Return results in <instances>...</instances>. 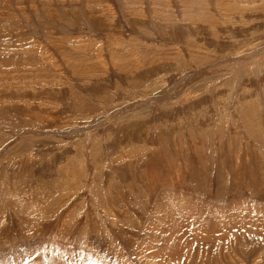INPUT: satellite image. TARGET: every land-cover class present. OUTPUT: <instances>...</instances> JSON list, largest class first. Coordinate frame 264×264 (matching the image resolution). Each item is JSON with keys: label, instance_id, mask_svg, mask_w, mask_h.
<instances>
[{"label": "rangeland", "instance_id": "obj_1", "mask_svg": "<svg viewBox=\"0 0 264 264\" xmlns=\"http://www.w3.org/2000/svg\"><path fill=\"white\" fill-rule=\"evenodd\" d=\"M94 261L264 264V0H0V264Z\"/></svg>", "mask_w": 264, "mask_h": 264}, {"label": "bare ground", "instance_id": "obj_2", "mask_svg": "<svg viewBox=\"0 0 264 264\" xmlns=\"http://www.w3.org/2000/svg\"><path fill=\"white\" fill-rule=\"evenodd\" d=\"M231 223V222H230ZM165 238V237H164ZM155 253V252H154ZM160 253V252H159ZM157 254V253H156ZM160 255V254H159ZM92 264H100L98 261L91 262ZM90 263V264H91Z\"/></svg>", "mask_w": 264, "mask_h": 264}]
</instances>
